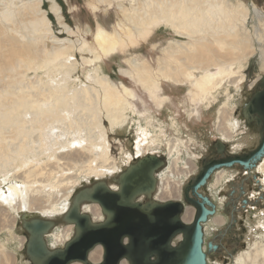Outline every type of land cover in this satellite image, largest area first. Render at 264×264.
Wrapping results in <instances>:
<instances>
[{"label":"bare ground","instance_id":"1","mask_svg":"<svg viewBox=\"0 0 264 264\" xmlns=\"http://www.w3.org/2000/svg\"><path fill=\"white\" fill-rule=\"evenodd\" d=\"M18 2V6L12 3L13 7L8 6L0 13L7 24H0V176L5 182L11 171L16 174L11 176L16 185L10 183L5 191L0 192V230L11 228L20 213L42 217L64 215L67 226L63 230L54 228L53 237L49 235L51 223L34 220L27 223V229L29 241L38 245L45 243L44 238L48 236L54 246L61 243L66 246L81 232L74 216L84 214L79 212L82 201L92 204L84 210L93 217V225H101L110 218V213L99 208L90 198L94 189H102V183L77 196L71 209L69 202L81 178L89 174H110L108 132L123 126L128 120L126 113L131 106L125 97L133 98L124 87H121L124 89L122 96L117 91L118 86L100 65L95 66V62L110 57L120 45L134 46L139 40L146 41L153 26L162 24L187 38L188 42L176 43L166 52L167 59L162 62L165 69L159 70L160 76L176 84L181 82L182 76L192 79L196 73L194 70L203 71L201 80L193 84L199 85L198 90L206 97L217 90L226 75L232 73L233 65L238 64L241 69L242 60L255 54L256 48L249 44L246 24L251 13L259 19L260 12L255 7L249 10L240 3L234 5L230 0H143L142 3L139 0H95L89 4L94 11L100 5L110 6L117 2L123 19L130 22L133 29L117 24L118 30L109 35L97 24L94 50L82 38L50 37V24L41 11V0ZM123 2H127L132 13ZM51 10L59 18L60 8L56 3L53 2ZM62 26L67 34L76 35L78 32L64 24ZM262 36L257 29L254 30L253 38L264 46ZM49 39L50 48L46 45ZM75 50L92 55V58L82 57L81 65L95 66L87 71V82L78 86L72 76L79 64L77 59H72ZM258 56L264 57V49ZM174 62L176 66L172 65ZM131 64L135 75L124 74L135 76L144 87L152 88L147 84L151 67L145 61L133 60ZM210 68H218L217 73L209 74ZM30 73L33 77L26 79ZM150 132L152 129L149 132L144 130L143 139H140L144 144L149 143L147 147L134 145L137 156L150 154L152 146L160 143L161 132H158L159 137L150 136ZM148 157L156 158L150 155L144 158ZM261 173L264 178V167ZM120 183L121 177L115 192L120 190ZM153 189L134 193L130 201L136 202L140 195L150 196L148 193ZM169 193L165 187L160 198ZM256 245V248L236 255L233 264H264V245ZM28 246L33 264H43L50 254L62 251L49 252L44 246L46 252L35 255L31 252V244ZM101 258L100 246L88 252L89 262L99 263ZM0 264H14V257L3 246H0ZM69 264L85 263L72 261Z\"/></svg>","mask_w":264,"mask_h":264},{"label":"rangeland","instance_id":"2","mask_svg":"<svg viewBox=\"0 0 264 264\" xmlns=\"http://www.w3.org/2000/svg\"><path fill=\"white\" fill-rule=\"evenodd\" d=\"M20 1L26 3L27 1L31 2L34 0ZM94 1L95 0H41V11L46 15L50 24L51 33H49V36L58 39L68 38L70 40L82 38L95 50L96 45L94 44L93 37L97 24H100L109 35H114L115 30H118L117 24H123L124 28L133 29L130 22L123 19L122 13L117 7V2H112L110 6L107 4L100 5L99 8L94 11L89 7V4H93ZM230 1L234 5L240 3L249 10L255 7L260 12L259 19L251 13L246 24V30L249 31L250 34L249 44L254 49L256 48L255 56L253 55L242 60L241 69L238 68V64L233 65L232 73L226 75L227 77L224 75L225 79L216 88L217 90L207 94L206 97H204L201 90H198L197 86L199 85H196V83L195 85L193 84L194 81L201 80L204 76L203 71L197 72L194 70L196 73L192 79L182 76L181 82L176 84L160 76L159 70L161 68L165 69L163 68L164 64L162 62L164 59H167L166 52L174 47L176 43L188 42L187 38H182L177 35L171 27L162 24L158 27L153 26L150 33L147 35L146 41L139 40L134 46L120 45L110 57L103 58L101 62H95V66L100 65L102 71L118 86L117 91L120 92L122 96V90L124 89H121V87H124L125 90L132 93L133 98L130 97L128 99V97H125L131 108L130 111L126 113L129 116L123 126L116 127L114 130L110 131L108 124L105 122V126L109 130V135L107 137V153L110 161V174H106V176H93L89 174L88 177L81 178V182L76 186L74 196L69 202L70 209L74 205V199L77 195L92 189L97 184L102 183L108 188L118 186L121 174L137 161V159H135L134 144L135 146L139 144L143 146V148L149 145V143L144 144L140 141V139H143L142 134L144 130L149 132V130L152 129L149 135L159 137L158 132L160 131H156L159 130L161 126L163 127L166 137L163 138L162 147L159 151H157L156 146H152V150L148 152L152 153L155 151V157H157L161 163L154 173L155 182L152 195H141L137 197L135 201L146 198L150 199L149 203H155V201L152 200L154 196H158L156 198L161 200L159 197L162 192V179L169 170L168 168L171 165L172 159L175 157V155L169 156L168 154L169 147H167L166 144L168 140L175 143L177 139L183 141V153L180 157L181 160L184 161V164L188 162L192 166L193 164L200 166L203 161H209L218 157L217 152L213 148V143H215V139H217L213 130L218 122L217 111L220 110V107H223V99L227 89H229L228 92L232 96L228 110L231 112L233 103L235 106L239 107L235 113H232L233 119L236 117L239 118L240 115H242L243 109L245 107L247 108L255 94L258 91L264 90V57L258 56V54L263 51L264 46L263 43L256 42L253 38L255 29H257L264 38V0ZM17 2L18 0H0V13L1 11H5L3 9L11 6L12 3H16L15 5L18 6L19 2L18 4ZM53 2L60 8L59 18H57L51 10ZM139 2L142 3L143 0H139ZM123 3L128 6L126 8L132 13L127 2ZM0 24L7 26L3 17H0ZM62 24L78 32L76 35L67 34ZM23 32H25V30H23ZM36 37L37 36L34 38ZM50 39L46 41V45L49 48L51 46ZM122 39L125 40L124 36ZM82 57L92 58V55L87 52L81 53L78 50L73 52L72 59L75 58L79 62L77 70L72 74L73 80H75V82L77 81V86L87 82V71L95 67L81 65L80 61ZM133 60H137V62L145 61L151 67V73L148 74L150 79L147 81V84L150 87L153 86L152 88H147V86L144 87L137 77H128L124 74L130 73L131 75H135V70L131 64ZM172 65L176 66V63L174 62ZM167 70H169V68H167ZM217 71L218 68H210L208 73L216 74ZM28 75L26 79L33 77L32 73ZM238 86H241V94H237L238 89H235ZM216 96L217 102L212 110L204 112L210 100L215 99ZM159 97H166L162 105H160ZM193 98L197 101H194ZM172 120H176V125L171 122ZM148 124H150V126L147 128ZM251 126L252 127L249 128L250 126L248 123L246 125V128H249L248 132L251 133L249 140H246V136L245 138H242L243 136L239 138L238 136L241 134L233 138L236 139L233 143H238V146L239 144H245L243 149L239 152L254 150V148L260 144L261 137H264V127L261 125H254V123ZM254 137L256 138L255 140H253ZM237 139H239V141ZM229 148L231 147H228L227 150L231 151ZM263 153L264 150L262 154ZM129 155L131 158L134 157L133 159L135 160H132L130 165H127L126 160ZM113 164H115V168L119 169L117 173L115 172L112 175L111 169ZM181 165L182 163L179 164V166ZM224 168L233 171L241 170L242 173L230 183V186H225V182L228 179L227 172H224L225 177L222 180L221 177L218 179L217 174L215 175L213 173V175L209 177L208 183L201 190V192L208 196L210 193L212 196H218L216 201L213 199V209L210 212L209 221L204 226V233L210 235L208 236V240H204V244L208 243V248L206 249L204 257L207 261L206 264H233L234 259L237 257L236 255L256 248L258 246L256 244L264 245V178L258 176V169L256 171L254 166L249 169H245L240 165H230ZM245 170H247L246 173L243 172ZM12 175H16L14 171L8 174V181L5 182L3 181L4 178L0 176V192L5 191L10 183L16 185L15 180L11 177ZM181 178H183V175ZM174 179L179 181L180 175L178 178ZM217 180H219V182H217ZM222 187H224L222 190L223 193H220L219 190L218 195L217 189ZM178 196H180V191ZM223 196H226V198ZM220 198L222 199V203L218 202ZM146 199L143 200V202H145ZM91 205L92 204L87 201H82V206L79 209L81 213L86 215L90 223L93 217L89 213H86L84 208ZM96 205L101 208L98 204ZM26 214L27 213H20L16 217L17 220L11 228L0 230V246H3L12 254L14 257V264H33L26 250V241L28 242L27 239L29 235L25 227L27 223L29 224L34 220L51 223L52 225H49L51 229L49 235H52V237L55 236L53 234L56 232L55 229L63 230L67 226L64 215L47 216L50 218L45 216V218L40 215ZM216 218L219 224L215 226L209 225L210 220L213 221ZM208 227L213 230H210ZM208 230H210V232ZM74 235L75 229L71 231L72 238ZM44 242V246H46L49 252L54 250L60 251L65 246L62 245V243L61 245L54 246L49 241L48 236L44 238ZM209 244L214 245V247L212 248Z\"/></svg>","mask_w":264,"mask_h":264},{"label":"water","instance_id":"3","mask_svg":"<svg viewBox=\"0 0 264 264\" xmlns=\"http://www.w3.org/2000/svg\"><path fill=\"white\" fill-rule=\"evenodd\" d=\"M249 109L264 119V90L255 94L249 103ZM263 148L264 138L253 154L258 155ZM149 162L150 166L148 165L147 169L146 165ZM227 164V162L215 163L213 168ZM160 165L157 157L144 158L136 162L123 176L121 175L118 192L108 190L105 185L101 190L94 189L90 198L110 213L108 221L101 225H93L85 215L77 214L80 217L75 215L74 218L81 232L62 251L50 254L43 264H69L72 261H81L85 264H118L122 259L128 260L130 264H164L166 261L165 264H176L173 263L175 256L182 253L170 250L168 241L177 232H188L180 221L179 206L173 204L174 206L171 207V203L164 206L141 205L130 201L134 193L139 191L145 193L154 188V172ZM211 169L212 167H206L198 180L204 179ZM84 193L86 191L79 195ZM75 211L78 212L76 209ZM205 214L202 211L195 217L192 226L194 230L198 229V222L205 218ZM27 226L25 227L29 234ZM27 240L26 250L29 259L28 244H31V252L35 255L46 252L44 243H40L39 246L29 241L30 234ZM95 246H101L103 249L102 263H92L87 259L88 252ZM199 253V258L197 254L192 261L186 259L183 264H205L204 255L200 251ZM151 256L156 257V263H150Z\"/></svg>","mask_w":264,"mask_h":264},{"label":"flooded vegetation","instance_id":"4","mask_svg":"<svg viewBox=\"0 0 264 264\" xmlns=\"http://www.w3.org/2000/svg\"><path fill=\"white\" fill-rule=\"evenodd\" d=\"M235 89H238L237 94L242 93L241 86H238ZM228 91H229V89H227V91H226L227 93L225 92L226 95L224 96V99H223V105H222L223 107H220V110L217 111L218 122H217L216 127L214 126V130H213L215 136L217 137V139H215V143H213L214 144L213 148L217 152L218 157L213 158L212 160H209V161H207V160L203 161L200 166H196L195 164H193V166H192L188 162L184 164V161H182L181 157H180L183 153V149H182L183 141L181 139H177L176 143H175L173 141L168 140L166 143L167 147H169V150H168L169 156L175 155V157L172 159L171 165L168 168L169 170L167 171L164 178L162 179V189L164 190V188L167 187V190L170 193L168 195H165V196L163 195V197H161V198L159 197L161 200H158V198H156L158 196L152 197V200L155 201V203L152 206H164L167 203H171L172 204L171 207L174 206L173 204H176L177 206H179L178 208H179L180 221L182 222L183 228L188 229V232H186V233L177 232L168 241V248L170 250L182 253L180 255L175 256L176 258H175L173 263H176V264H183V263H185L186 259H189L192 261V259L194 257H196L197 254H198V258H199V255H200L199 251L205 257L206 249L208 248V246H207L208 243L204 244V240H208L209 239L208 236H210V235H207L204 233V230H205L204 226L209 221L210 212L213 209V205H214L213 199L216 201L218 198L217 195L212 196V194L210 193V195H211V197H210V195L208 196L207 194H204L203 192H201L203 187H205V185L208 183L209 177L211 175H213V173H214L215 175L217 174L218 179L221 177V180H222L225 177V173L227 172L228 175L227 174L226 175L228 176V179L225 182V186L226 185L230 186L231 185L230 183L232 181H234L235 178L242 173L241 170H238V171L234 170L233 171V170H229V169L224 168V167H227L230 165L231 166L232 165H240L241 167H244L245 169H249L250 167L254 166L256 171L258 169V176L262 177L261 169L264 167V153L262 154V152H263L264 148L258 155L253 154V153L258 149V147L260 146L261 141L264 137H261L260 144L257 147H255L254 150L245 151V152H239L243 149L245 144L244 145L239 144V146H238V143H233V141L235 142V140H236L233 138L238 136L239 134H241L238 136L239 138L241 136H243L242 138H245V136H246V138H247L246 140H249L251 133L248 131H249V128L252 127L251 125L254 123V125L256 124L257 126L261 125L262 127H264V119L260 115H258L256 112H253L251 110L249 111L248 106H247V108L245 107L243 109L242 115H240L239 118L236 117L233 119L232 113H235L239 109V107L235 106V104L233 103L232 104L233 108H232L231 112L228 110V106L230 105L229 102L232 99V96L229 94ZM243 92H244V90H243ZM159 99H160V105H162L163 102L166 100V97H159ZM216 102H217V96L215 99L210 100V103L206 107L204 112L211 111L213 106L216 104ZM190 119H191V117H190ZM171 122H173L174 125H176V123H177L176 120H172ZM247 123L250 126L249 128H246ZM160 132H161L160 133V143H159V145L156 146L157 151H159L161 149L163 138L166 137V134L163 130V127H161V126H160ZM255 139L256 138L254 137L253 140H255ZM237 140L239 141V139H237ZM243 140H245V139H243ZM176 145H177V147H176ZM228 147H231V148H229L231 151L227 150ZM153 148H155V147H153ZM135 155H136L135 159L138 160V159L144 158L148 155L155 156V151L150 153V154L143 153L142 155H139V156H137V154H135ZM133 158H131V156L129 155V160L128 159L126 160V164L130 165L131 161L135 160ZM194 161H193V163H194ZM221 162H227L228 164L222 165V166L217 167V168H213V164L221 163ZM180 163H182L181 166H179ZM208 166L212 167V169L208 172L207 176L204 179L200 178L198 180L199 176L200 177L202 176L203 170ZM118 169L119 168H115V164H114V167H112V169H111V174L113 175L115 172L117 173ZM243 172L246 173L247 170H245ZM179 175H180V180L179 181L175 180L174 178H178ZM182 175H183V178H181ZM215 175H214V177H215ZM173 180H174V182H173ZM181 180H183V181H181ZM217 182H219V180H217ZM195 186H197V187L195 188ZM170 187H173V189L170 190ZM216 187H218V186H216ZM224 187L217 189L218 195H219V190H220V193H223L222 190ZM111 189H113L112 191L118 190L117 186H113ZM179 191H180V196H178ZM152 192L153 191H151L148 194L151 196ZM210 192H211V190H210ZM161 194H162V192H161ZM221 195H223V194H221ZM223 197L226 198V196H223ZM174 198H176V199H174ZM145 199L146 198H143L141 200H136V203L141 204V205H146L150 202V199H146V201L143 202V200H145ZM167 199H169V200H167ZM218 202L222 203V199L220 198ZM202 211H204L206 213L205 218L200 219V221L198 222V229L194 230L192 228L193 223H194V219L198 215V213L202 212ZM217 221H218L217 218L214 219L213 221L210 220L209 225H213V226L218 225ZM209 229L213 230L211 228H209ZM210 230H208V231L210 232ZM209 246H211L212 248L214 247V245H212V244L211 245L209 244ZM101 250L103 253L102 248H101ZM123 261H125L126 264H130L129 261L125 260V259L120 260L118 262V264H121V262H123ZM204 261L206 264L207 261L205 258H204ZM100 262L101 263L103 262V257L101 258V261H99V263ZM150 263H156V257L155 256H151ZM165 263H167V261Z\"/></svg>","mask_w":264,"mask_h":264}]
</instances>
